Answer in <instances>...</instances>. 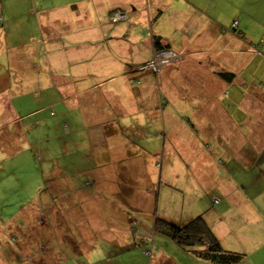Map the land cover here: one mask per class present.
<instances>
[{"label": "rangeland", "instance_id": "374dc122", "mask_svg": "<svg viewBox=\"0 0 264 264\" xmlns=\"http://www.w3.org/2000/svg\"><path fill=\"white\" fill-rule=\"evenodd\" d=\"M55 3V0H45L48 9ZM68 31L61 34L62 41ZM23 41L29 42L28 38ZM30 47L29 42L21 49L27 51ZM41 50L44 51V47ZM53 50L56 52L50 51L49 55H55L49 59L57 63L54 76H51L49 61L43 54L37 59L22 60L29 63V74L31 71L39 90L33 92L32 87L29 92L24 86L20 87V96L13 101L17 100L20 109L15 107L19 115L30 117L24 118L21 133L16 132L14 142L9 147L6 144V149L0 147V160L4 157L0 168L6 174V180H14L4 188L3 183L0 184V264H147L181 259L179 248L170 238L152 231L153 212L154 216L161 217L164 201L174 209L184 200L192 201L194 195L183 187L198 174L204 175L208 167L217 183L224 181L225 174L238 179L243 176L242 172H226L224 166L229 164L228 155L215 154L218 150L213 143L218 137H209L215 122L209 120L210 125L207 124L203 113L190 106H178L171 96V101L160 110V116L164 118L150 114L152 109L145 107L152 101V93L141 94L143 100L135 97L131 88L137 86V89L140 84L130 78L119 81L126 86L120 88L121 92L108 89L118 101L111 102L110 116L96 126L84 122L78 105L63 107V90L68 94V91L73 92L68 90L72 85L85 86L91 81L98 89L101 79L104 80L99 84L105 88V83L113 85L117 76H94L100 60L94 56L92 48L58 44ZM87 61L91 63L87 65ZM250 67L246 65L247 73H250ZM83 68L85 73L75 74ZM261 68L264 71V63ZM22 76L25 80L26 75ZM3 94L8 99L10 91ZM125 99L131 101V109ZM141 101H144L141 109L144 112L132 113L131 110L141 107ZM105 104L109 105L108 102ZM189 104L190 101L186 105ZM246 106L247 116L254 123L259 111L251 99L246 101ZM225 121L220 126H233L231 122L227 126ZM246 127L245 143L231 139L234 142L230 143L228 154H235L238 159L264 154V145L257 146L253 136L248 135L251 129L247 124ZM80 128L82 130L78 132ZM6 129L3 128L2 133H6ZM109 151L121 156L117 157L120 163H114L118 170L111 171L112 178L105 179V170L98 169L100 161L97 159L101 154V163L113 164L105 154ZM125 152L130 155L126 156ZM134 153L138 155L131 156ZM262 154L259 157L264 158ZM196 165L200 167L193 170ZM251 170L246 173L245 180H250V175L256 176L257 180V169L252 167ZM258 177L260 185L258 182L255 188L245 189L249 210L244 217L250 222L248 218L252 215L260 216L255 223L259 234L264 232V171ZM77 194L84 197L71 204V212H65L67 201L63 200H76ZM84 199L86 207L79 203ZM132 200L138 202L135 208L126 202ZM151 201L154 204L150 208ZM122 211L127 212L126 223L116 220ZM138 230L145 232L142 241L135 238ZM68 233L71 236H67ZM121 240L132 242L131 247L121 244ZM161 246L164 247L162 251ZM260 252H255L251 258L245 257L240 263L264 264V252L263 260L259 262Z\"/></svg>", "mask_w": 264, "mask_h": 264}, {"label": "crops", "instance_id": "0c3cea01", "mask_svg": "<svg viewBox=\"0 0 264 264\" xmlns=\"http://www.w3.org/2000/svg\"><path fill=\"white\" fill-rule=\"evenodd\" d=\"M56 1L57 3L48 9L45 0H0V147L6 149V144L9 147L18 135L16 132L21 133L24 118L30 117L19 115L17 100L13 101V98L20 96V87L24 86L25 91L29 92H32V87L33 92L39 90L36 79L31 77V71L29 74V63L22 60L32 57L37 59V56L43 54L49 61L51 76H54L57 63L49 59L55 55H49V52H56L53 49H56L58 44L74 48L81 46L92 48L94 56L100 60L94 76L98 74L117 76L115 82L113 85L105 83L106 87L103 88V85L99 84L104 80L101 79L98 81V89L94 88V81L91 80L85 86L74 84L72 88H68L73 92L68 91V94H65L67 90H63L61 100L63 107L73 108L78 105L84 122L95 126L101 124L112 114L111 102H118L117 96L108 89L121 92L120 88L126 86L119 84V81L130 78L140 84L137 89V86L131 88L135 97L142 99L141 94L152 93V101L145 107L152 109L150 114L161 117L160 110L171 101V96L178 102V106H190L192 110L196 109L203 113L207 124L210 125L209 120L214 121L215 126L211 127L209 137H218L213 143L218 150L215 154L224 157L228 155L229 166L223 165L227 167L226 172H242L243 176L238 179L225 174L224 181L217 183L213 180L211 168L208 167L204 175L198 174L197 178L183 187L194 195L192 201L184 200L176 209L167 206L164 201L163 213L159 215L181 223L204 213L211 230L224 249L243 253V259L249 256L251 258L252 254L260 250L262 252L259 253V262L262 261L264 232L258 234L255 226L260 216L252 215L248 218L250 222H247L244 215L249 210L245 189L255 188L258 182H261L258 175L264 171V158L259 157L262 153H258L259 155H252L250 159H238L235 154H228V151L230 143L234 142L231 139L237 138L245 143L247 140L245 136L248 133L246 124L251 129L248 135L253 136L255 144L259 147L264 145V71L261 68V64L264 63V0ZM113 11H124L126 18L112 21L109 14ZM234 21L236 25L232 27ZM67 30L69 31L62 41L60 36ZM170 31H173V34L170 35ZM157 37L160 44L176 53V57L158 71L137 70L139 65L154 57L157 50L154 40ZM25 38H28L31 44L27 51L21 49V46L29 43L23 41ZM32 43L36 46H32ZM43 47L44 51L41 50ZM90 63L86 62L87 65ZM247 64L251 66L250 73L246 72ZM131 67L136 71H130ZM24 68L26 72L23 71ZM218 72H225L227 77L220 76ZM81 73H85L84 68L75 72L79 75ZM23 74L26 75L25 80ZM8 91L10 95L7 99L3 97V93ZM248 99L253 100L259 111L254 123L251 121L252 118L247 116ZM188 101L190 104L186 105ZM106 102L109 105H106ZM125 102L130 107L131 101L125 99ZM139 106H141L139 109L131 112L135 114L144 112L141 110L144 108V101L139 102ZM222 121H225L227 126L231 122L233 126H220ZM5 127L6 133H2ZM81 130L82 128L78 132ZM105 154L113 164L101 163L99 154L98 169H104L106 175L100 177L108 179L112 178L111 171L118 170L117 165V170L115 169L114 163L116 161L120 163L117 157L121 155L113 151ZM125 155L128 156L130 153L125 152ZM135 155L138 154L134 153L131 156ZM1 160L3 161L4 157ZM199 167L196 165L193 170ZM252 167L255 171L257 169V180L254 175L249 176L250 180H245L246 173L252 171ZM6 178V174H3L0 168V184L3 183V188L14 181L12 178L7 180ZM67 185L69 186L68 182ZM157 189L159 193L160 187ZM82 196L77 194L76 200L68 198L63 200L67 201L64 206L65 212L73 210L71 204H76ZM126 202L131 208H135L138 203L133 200ZM79 203H83L82 207L87 205L85 199L83 202L79 200ZM153 204L151 201L150 208ZM126 215L127 212L122 211L116 220L126 223L128 218ZM152 217L154 221V212ZM66 235L71 236L70 233ZM136 235L135 238L142 241L145 232L138 230ZM128 241L121 240V244L131 247L132 242ZM175 245L180 250L181 259L171 258L147 264H212L197 258L176 243ZM162 248L164 247L161 246L159 249L162 251ZM240 262L236 264H243Z\"/></svg>", "mask_w": 264, "mask_h": 264}, {"label": "trees", "instance_id": "16d2710c", "mask_svg": "<svg viewBox=\"0 0 264 264\" xmlns=\"http://www.w3.org/2000/svg\"><path fill=\"white\" fill-rule=\"evenodd\" d=\"M154 45L157 50L169 49L160 44L158 37L155 38ZM137 70L142 71L141 69ZM130 71L136 70H133V67H131ZM224 73L225 72H218L220 76L227 77ZM152 224V231L170 238L182 249L187 250L197 258L206 260L212 264H236L244 257L243 253L226 250L220 245L211 230L204 213H199L181 223L155 216Z\"/></svg>", "mask_w": 264, "mask_h": 264}, {"label": "built area", "instance_id": "2783aa9c", "mask_svg": "<svg viewBox=\"0 0 264 264\" xmlns=\"http://www.w3.org/2000/svg\"><path fill=\"white\" fill-rule=\"evenodd\" d=\"M126 18V13L122 11H115L110 15L112 21H120ZM236 21L232 23V26L235 27ZM176 57V53L170 49L168 50H157L154 57L147 61L145 64L137 67V69H152L158 71L161 67L172 61Z\"/></svg>", "mask_w": 264, "mask_h": 264}, {"label": "clouds", "instance_id": "9594fccd", "mask_svg": "<svg viewBox=\"0 0 264 264\" xmlns=\"http://www.w3.org/2000/svg\"><path fill=\"white\" fill-rule=\"evenodd\" d=\"M233 27V26H232ZM170 63V62H169ZM168 64V63H167Z\"/></svg>", "mask_w": 264, "mask_h": 264}]
</instances>
